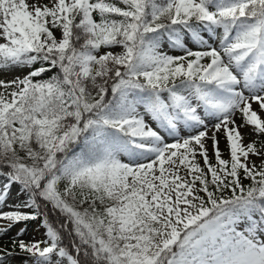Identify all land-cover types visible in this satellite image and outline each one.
Returning a JSON list of instances; mask_svg holds the SVG:
<instances>
[{"label":"snow or ice","instance_id":"obj_1","mask_svg":"<svg viewBox=\"0 0 264 264\" xmlns=\"http://www.w3.org/2000/svg\"><path fill=\"white\" fill-rule=\"evenodd\" d=\"M0 264H264V0H0Z\"/></svg>","mask_w":264,"mask_h":264},{"label":"rangeland","instance_id":"obj_2","mask_svg":"<svg viewBox=\"0 0 264 264\" xmlns=\"http://www.w3.org/2000/svg\"><path fill=\"white\" fill-rule=\"evenodd\" d=\"M59 35V33H58ZM117 51H119V49H117ZM251 139V137H246L245 138V142H249ZM221 150L223 151L225 149V141L223 138H221V144H220ZM253 159H258L257 157H252ZM33 236H35V239L39 240L42 238V232H33V230L30 228L29 229V233L26 234V236L24 237L26 240H32ZM3 244L5 245H10V242L8 240H4Z\"/></svg>","mask_w":264,"mask_h":264}]
</instances>
